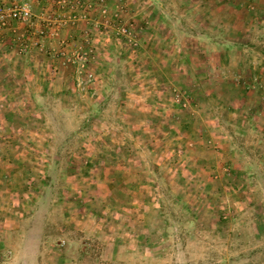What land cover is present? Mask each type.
Returning a JSON list of instances; mask_svg holds the SVG:
<instances>
[{
  "label": "rangeland",
  "instance_id": "374dc122",
  "mask_svg": "<svg viewBox=\"0 0 264 264\" xmlns=\"http://www.w3.org/2000/svg\"><path fill=\"white\" fill-rule=\"evenodd\" d=\"M151 5L99 0L68 86L0 82V264H264V0Z\"/></svg>",
  "mask_w": 264,
  "mask_h": 264
},
{
  "label": "crops",
  "instance_id": "0c3cea01",
  "mask_svg": "<svg viewBox=\"0 0 264 264\" xmlns=\"http://www.w3.org/2000/svg\"><path fill=\"white\" fill-rule=\"evenodd\" d=\"M7 1L11 2L13 0ZM31 1L34 13L31 22H14L10 27L0 31V82L8 79L17 83L22 82V90L20 91L26 97L35 96L34 89L39 88V85L48 89L54 83L68 86L71 82H74V75L68 70L64 74L62 72L64 64H67L64 61L62 52H71L74 49H78L79 46H82L85 40L88 42L87 40L89 38L87 33L92 28V24L97 23L95 17L99 13L97 8L99 0H91L96 7L91 14L92 16L90 15V17H94L93 20L89 22L81 19L79 21L77 20L74 24L59 26L57 35H54L56 33L55 26L59 17H66L69 13L70 16H78V14L73 13L72 10H62L58 5L56 6L54 4V0ZM107 1L112 6H116L114 10L115 15H122L126 20L132 19L138 25L142 23L145 27L149 18L145 21H141V19L149 15L151 16L154 11L151 0H144L150 4V8H147V6H143L142 8L135 6L140 0H130V3H134L133 7L130 8L124 6V0ZM17 2L21 3L23 0H17ZM96 10L97 13L95 12ZM233 21L240 23L236 26L233 22V28L245 27L240 20L234 19ZM150 22L152 24V21ZM39 31L45 32L44 35H38ZM26 43L29 45L30 51L27 53L20 52V47ZM100 44H103V41ZM57 68L59 69L57 73L60 75L55 72ZM28 89H31V91L27 93L26 90ZM8 94L9 92H3L2 88L0 89V95L2 97H6Z\"/></svg>",
  "mask_w": 264,
  "mask_h": 264
},
{
  "label": "built area",
  "instance_id": "2783aa9c",
  "mask_svg": "<svg viewBox=\"0 0 264 264\" xmlns=\"http://www.w3.org/2000/svg\"><path fill=\"white\" fill-rule=\"evenodd\" d=\"M59 3L62 7H69L73 13L85 11L90 7V4L87 6V4L77 0H60ZM32 16V5L29 1L23 0L19 3L17 0L12 2L0 0V28L9 27L14 22H28Z\"/></svg>",
  "mask_w": 264,
  "mask_h": 264
}]
</instances>
